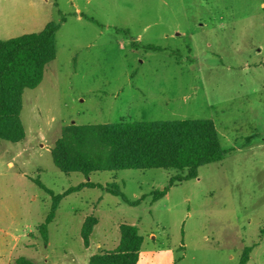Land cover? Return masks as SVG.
Listing matches in <instances>:
<instances>
[{"label": "rangeland", "instance_id": "1", "mask_svg": "<svg viewBox=\"0 0 264 264\" xmlns=\"http://www.w3.org/2000/svg\"><path fill=\"white\" fill-rule=\"evenodd\" d=\"M49 22L57 55L24 92L26 138L0 140V264H89L118 247L122 224L143 238L138 264H239L246 248L247 264H264V0H0V40ZM179 120H211L226 154L155 202L181 172L86 178L53 162L70 124ZM88 181L44 238L53 200L37 182L59 195Z\"/></svg>", "mask_w": 264, "mask_h": 264}, {"label": "trees", "instance_id": "2", "mask_svg": "<svg viewBox=\"0 0 264 264\" xmlns=\"http://www.w3.org/2000/svg\"><path fill=\"white\" fill-rule=\"evenodd\" d=\"M60 26L49 22L37 33L0 40V140L19 143L26 138L21 120L23 95L43 81L46 67L56 59V34ZM53 162L63 173H82L86 178L95 172L124 170L174 169L180 174L170 179L163 190L152 193L155 202L164 197L171 186L194 179L201 167L220 162L226 151L211 120H179L159 122H125L80 126L70 124L62 130L52 151ZM52 196L51 211L40 232L47 237L48 225L54 220L60 202L67 195L85 187L86 182L62 194ZM112 194L120 193L108 189ZM141 199L130 202L137 206ZM98 220L86 218L81 235L86 247ZM143 238L136 226H120V242L112 251H102L89 258V264H138ZM252 248H246L239 264H247ZM18 264H30L19 259Z\"/></svg>", "mask_w": 264, "mask_h": 264}, {"label": "crops", "instance_id": "3", "mask_svg": "<svg viewBox=\"0 0 264 264\" xmlns=\"http://www.w3.org/2000/svg\"><path fill=\"white\" fill-rule=\"evenodd\" d=\"M47 68V67H46Z\"/></svg>", "mask_w": 264, "mask_h": 264}]
</instances>
